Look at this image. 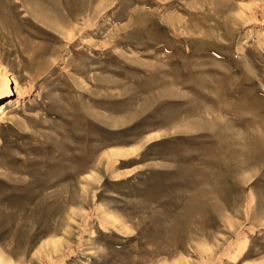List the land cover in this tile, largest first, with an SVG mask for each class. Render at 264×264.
Listing matches in <instances>:
<instances>
[{
  "label": "rangeland",
  "instance_id": "obj_1",
  "mask_svg": "<svg viewBox=\"0 0 264 264\" xmlns=\"http://www.w3.org/2000/svg\"><path fill=\"white\" fill-rule=\"evenodd\" d=\"M2 72L0 264H264V0H0Z\"/></svg>",
  "mask_w": 264,
  "mask_h": 264
},
{
  "label": "bare ground",
  "instance_id": "obj_2",
  "mask_svg": "<svg viewBox=\"0 0 264 264\" xmlns=\"http://www.w3.org/2000/svg\"><path fill=\"white\" fill-rule=\"evenodd\" d=\"M173 24V23H172ZM195 54V52H190L189 54H188V56H187V59L189 60V58L191 57V56H193ZM187 61V60H186ZM186 61H183V63L181 64L182 65V67H183V74H184V76L187 78V79H184V80H181L179 83L181 84V85H184L183 87L185 88L186 86H190V85H193V87L194 88H196L197 89V87H195V85L196 84H194V83H192L191 81H188V79H189V77L192 75V73H195V70L193 69V68H190V67H188L187 66V62ZM189 62V61H188ZM15 85H16V82H15ZM5 87H6V89H5ZM190 87H192V86H190ZM187 88V87H186ZM193 88V89H194ZM14 89V88H13ZM196 91H198V90H196ZM12 92V88H11V86H10V82H9V79L7 78V76L5 75V73L4 72H2V73H0V95L1 96H4V97H7V96H9V94ZM4 101L5 100H2V101H0V116L4 113V111H5V108H6V105H5V103H4ZM7 102V101H6ZM93 150V149H92ZM126 151H127V149H116L115 147H112L108 152H107V154H106V156L107 157H112V156H117V155H119V154H122V153H126ZM90 153H91V151H90ZM84 158H87V157H84ZM108 158V159H109ZM88 160H89V158H87ZM101 159V158H100ZM98 161H99V158L97 159ZM114 160V159H113ZM85 161H86V159H85ZM90 161H91V158H90ZM98 161L96 162V163H94V164H92L93 165V168H96L97 167V164H98ZM112 161V160H111ZM65 173V172H64ZM89 175H91V174H89ZM88 175H86V177L85 178H83V181H88V179H91L90 177H87ZM95 175H92V177H94ZM65 178V177H64ZM59 178L57 177V180H58ZM93 179H96L95 177L93 178ZM34 190V189H33ZM33 196V197H32ZM31 197V200L32 199H34L35 198V195L33 194ZM50 196V195H49ZM39 197V196H38ZM47 197V196H46ZM45 197V198H46ZM44 198V199H45ZM65 198V197H64ZM40 199H43V198H40ZM39 199V200H40ZM43 199V200H44ZM47 199V198H46ZM28 200H30V198H28ZM50 201V200H49ZM27 202V201H26ZM29 202V201H28ZM39 202V201H38ZM44 202V201H43ZM46 202H48V201H46ZM21 203H23L22 201H21ZM21 203L19 202V204H20V206H21ZM36 203V202H35ZM40 203V202H39ZM19 204L17 205L18 207H19ZM29 204V203H28ZM37 204V203H36ZM41 204V203H40ZM45 205V204H44ZM48 207V206H47ZM51 213V212H50ZM1 259V258H0Z\"/></svg>",
  "mask_w": 264,
  "mask_h": 264
}]
</instances>
